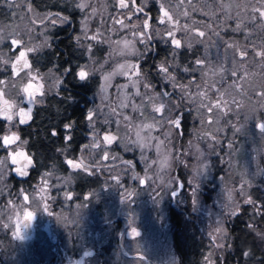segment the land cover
<instances>
[{
	"label": "rangeland",
	"instance_id": "rangeland-1",
	"mask_svg": "<svg viewBox=\"0 0 264 264\" xmlns=\"http://www.w3.org/2000/svg\"><path fill=\"white\" fill-rule=\"evenodd\" d=\"M60 1L62 4L59 6L66 10L79 11V33L76 37L79 36L80 40L77 41L75 38V41L78 47L85 52L84 64L101 69L91 78H98L100 87L102 83H105L102 79L103 75L115 73L107 82L109 101L113 107H117L119 113L131 117V120L130 122L120 120V116L117 115L110 117L113 123L108 125L103 123V118L97 121L96 130L101 135L117 134L118 137L117 141L107 146L109 155L107 161L101 159L102 149L91 147L93 129L88 122L89 141L73 159L78 162L80 158H83L86 164L94 168L93 174L81 171L90 178L92 185V189L88 191V194L92 193V195L88 200H85L87 194L79 195L73 192L76 170L69 166L70 170L66 175H60L56 170L50 172L52 175L49 180L50 188L47 190L50 197L48 199L41 200V196L45 193L38 191L43 174L34 184H28L25 188H21L18 184L17 191H14L18 182L16 179L20 180V177L15 176L11 171V162L6 159L7 150L0 148V160L6 161L5 165L0 166V173L3 174L0 189L4 193L0 195V264H77L78 261H82L83 264H179V258L173 246L172 226L169 218V207L171 204L175 205L174 199H178L179 203L186 207L189 202L195 211L201 213L209 235L212 238L215 237L213 240L218 246H225L228 236L227 216H232L229 208L232 206L244 208L247 205L243 204V199L249 195L258 204H264V133L260 132L255 118L247 122L241 133H234L232 128L233 124L236 126L243 124L245 117L254 111L258 117L264 111V96L260 95L264 92V62L249 54L247 63L240 65L233 59L232 49L226 47V44L235 43L242 48L244 43L239 42L236 36L243 26L249 27V24L260 22L258 16L253 21L251 9L260 7L264 0L258 1V5L252 7H249L248 0H192L191 5L188 0H184L183 8L175 7L177 0H136V5L144 6L146 13L150 3H153L158 10L161 2L166 3V6L172 5L181 24H188L190 28L194 27L206 34L202 38L203 43H198L190 33L178 32V38L191 42L193 46L179 49L175 55H173L172 46L168 43L172 50L170 60L172 67L169 71L180 85L189 89L183 97L181 90L173 89L164 76L157 71L160 83L168 84L170 87L168 92L173 93L171 97L162 98L166 109L170 101L171 105H175L172 109V114L175 115L181 96L194 111L193 121L191 120L193 124L191 123L188 137L184 140L183 152L186 161L183 168L188 174L189 181H192L195 168L205 163L209 165L207 172L196 179L200 187L195 204L192 189L186 193L189 198L187 195H180L179 189H177L178 195H172V189L177 185L173 173L176 145L179 140L177 129L155 119L162 114L153 113L150 101L141 102V98L134 95L136 89L130 83L129 77L120 74V65L139 64L140 71L143 73V82L151 85V91L164 92L159 90V81L156 83L145 73L143 65L150 53L151 41L153 39L162 42L167 40L163 36L165 25L158 24V18L155 22L150 21V31L154 36L147 43L148 51H145L144 43L133 41L138 53L129 55L125 51L122 54L123 45H118L116 42L125 39L133 40V32L137 30L135 25L143 22V19L138 18L141 14L131 15L129 13L131 19L125 20L128 27L121 28L112 23L113 18L120 14V10L116 7V0H91L92 6L96 8V15L88 22V34L91 35L98 31L104 37V42L97 43L85 38L82 31L85 13L76 7L78 0ZM8 3L9 0L0 3V37H3L0 40V56L14 55L9 42L10 39L16 38L17 34L33 44H43L47 38L48 44L51 45V34L56 27L72 23L71 18L67 16L69 22L63 25L58 24L53 27L41 24L40 19L46 15L57 13L61 16L66 15L58 11L35 10L32 0H12V7H8ZM29 6L30 12L27 10ZM193 8L196 10L193 11ZM184 10H188L187 17L182 15ZM9 16L11 19L8 18ZM238 24L240 25L239 30H237ZM89 44L92 45L91 53L86 51ZM49 48L51 46L44 47L39 54ZM99 49L102 51L101 57L98 56L97 50ZM184 52L187 56L193 54L195 60H206L208 66L216 71L209 72L207 76L201 71L185 72L184 68L191 69L194 65L192 62V67L189 66V62L181 63L180 58ZM33 60L34 58L32 63ZM221 66L223 71L218 70ZM233 70L237 71V77L230 75ZM36 71L44 76L46 94L43 97L37 96L38 102L34 105H29L19 95L23 81H20L19 77H14L7 66L0 71V80L5 82L3 85L5 98L15 100L16 104L25 111L31 106L32 118L35 109L44 105L49 96L58 94L63 86L57 88L56 79H64L63 73L56 69L47 71L36 69ZM241 72L245 73L243 78L239 75ZM176 74H180L181 77ZM236 81L239 82L238 85ZM143 82L139 85L142 94L148 91L144 89ZM49 85H51V90H48ZM124 85L127 87L124 88ZM198 85L208 86L207 102H215L218 98L217 93L212 90L214 86L215 89L223 92L225 100L231 102L235 99L240 106L226 114H217L215 110L212 113L204 112L199 106L201 98L195 94ZM99 87L90 97L92 108L101 103ZM189 93L193 95V99L187 98ZM121 101L129 106L119 108ZM133 101L138 106L136 111L132 108ZM108 111L109 109L105 108V112ZM18 119L17 117L12 122L14 125L12 130L16 132L21 126L17 123ZM206 119L212 123H205ZM117 120H120L119 126L115 123ZM151 123H155L156 127L151 130L142 128L143 124ZM137 132L140 138L151 147L141 149L133 142L137 139ZM211 135L216 136L215 142L210 139ZM161 141L163 143H160ZM229 143L233 144L232 149L228 147ZM157 144H159V152L156 150ZM23 147L27 150L26 144ZM200 153H203V156H200ZM143 157H147V160ZM66 159L69 158H64V161ZM125 161H131L135 166L129 168L123 163ZM96 164L100 167L96 168ZM133 173L145 177V183L140 184L133 180L131 178ZM116 174L120 175L121 184H116L110 179ZM245 181L248 182V186L241 195L240 185ZM21 189L30 196L29 206L24 209L23 213L25 221L28 212L33 213V219L30 221L28 237L16 239L12 235L14 226L5 228L3 225L8 223L7 217L11 215L7 201L22 202L18 195ZM126 190L134 192L131 201L124 200L127 195ZM229 191L232 193V201L227 199ZM65 192H71L73 198L66 199ZM259 197L261 201L256 200ZM172 200L174 202H171ZM45 205L48 211H44ZM130 219L133 221L132 226L140 232L139 237L130 235ZM218 227L222 231L216 232ZM86 252H90L91 255L85 256Z\"/></svg>",
	"mask_w": 264,
	"mask_h": 264
},
{
	"label": "snow or ice",
	"instance_id": "snow-or-ice-1",
	"mask_svg": "<svg viewBox=\"0 0 264 264\" xmlns=\"http://www.w3.org/2000/svg\"><path fill=\"white\" fill-rule=\"evenodd\" d=\"M0 3H4V0H0ZM189 5H191L192 0H188ZM184 0H177V5L175 7L183 8ZM12 0H9L8 7H12ZM76 7L85 13L84 19L82 21V31L84 32L85 38L90 41H95L97 43L104 42V37L101 32H93L89 35V28L88 22L91 17L96 15V8L92 6L91 0H78ZM116 7L120 10V14L113 18L112 23L115 25H119L121 28H127L128 25L125 23V20H130L131 15L141 14L143 15V22L139 25H135L136 31L133 32V40L118 41L116 42L118 45L122 44L123 47L121 49V53L123 54L125 51L129 55H136L138 50L135 48L133 41H139L140 43H144L146 45L145 51H148L147 43L152 39V31H150L151 25V17L146 13L144 6H137L136 0H116ZM29 12L31 11L30 6L27 9ZM90 10V11H86ZM127 10V11H125ZM195 11L196 9H192ZM159 12L160 16L158 18L157 23L160 25H165V31L163 36L167 38L166 42L169 43L173 48V55L176 54V51L182 48H191L193 44L191 42H187L186 40H182L181 38L177 37L178 32L182 33H190L198 43H203V39L205 37V32L202 30H198L196 28H190L188 24H181L177 14L174 12V6L169 5L166 6V3L161 2L159 4ZM252 19L255 21L257 16L259 21L264 24V3L261 4L258 8H252ZM131 13V15H129ZM188 10H184L182 15L184 17L188 16ZM123 17V18H121ZM69 22V18L67 16H61L60 14H49L40 19L41 24L51 25L55 27L56 25H63ZM240 25H237V30H239ZM218 35V33H217ZM3 37H0L2 40ZM77 41L80 40V37H76ZM249 44H252V47H239L235 43L233 44H226V47L231 48L233 51V59L238 61L240 65L247 63L249 59V52L252 53L253 57L259 58L260 60H264V49L258 50V46L253 44L252 41H248ZM9 46L11 51L14 53L13 56H8L4 54L0 56V71H3L5 66H7L12 75L14 77H19L20 81H23V86L19 89V95L23 97L29 105H34L37 103V96L43 97L46 94L45 88V79L36 69L33 67L32 59L35 58L37 54H39L44 47H50L51 45L48 44L47 38L43 44H33L30 40L19 36L17 34L16 38L10 39ZM88 53L92 51V45L89 44L86 48ZM142 55V54H141ZM94 63V62H93ZM194 67L184 68L185 72L188 71H201L205 76L209 72H214L216 69L208 66V62L204 59H196L193 62ZM120 74L129 77L130 83L136 89L134 95L141 98V102L144 100H148L151 102V107L153 113H160L162 114L160 117L155 118L164 123L170 125L172 128L179 130L182 123V114L177 112L175 115L172 114V109L175 105H171L169 101V106L166 109V104L163 102V97H171L173 95L172 92L164 91L162 93H154L151 91V85L147 82H143V73L140 71L139 64H131V65H120ZM101 69H98L94 66L89 64L78 65L75 69V78L82 82L86 83L91 77L95 76L97 72ZM219 71H223V67L221 66ZM157 71L164 76V79L168 81L173 89H180L181 95L183 97L184 93H188V87L184 85H180L177 81L175 76L170 73L169 66L167 62H161V64L157 65ZM73 72V69L70 67H66L64 70L63 75H67ZM115 73H109L107 75H103L102 79L105 83H102L99 87V95L101 103L96 105L94 108H90L85 113V119L89 122L90 127L93 129L92 132V148L102 149V156L101 159L107 161L109 159L107 146L113 144L117 141V134H103L101 135L96 130L97 121L103 118V123L108 125L113 123L110 119L111 116H120V120L129 121L131 117L127 115H122L117 111V107H113L111 101H109L108 97V88L107 82L109 81L110 77ZM231 76L237 77L238 73L236 70H233L230 73ZM240 77L243 78L245 73H239ZM143 82L144 89L148 90L145 91L143 94L140 91L139 85ZM238 85V81H236ZM5 82L0 80V107L3 108V111L0 112V119H3L7 122V131L4 133H0V148L6 149L8 152L7 160H10L12 169L11 171L14 173L15 176L20 177L21 179H26L29 177L31 170L36 166V161L34 160L33 156L29 154L27 150L23 147V145L27 144V140H21V137L18 132L13 131L12 128L14 125L12 122L17 117L19 118L17 123L20 125L28 123L31 119V112L32 107H28L27 111L24 108L19 107L15 100L5 98V92L3 85ZM64 84V80L57 78L55 81V85L57 88H60ZM124 88L127 85L123 86ZM48 90H51V85H49ZM212 90L217 93V100L215 102L209 103L208 101V86L200 87L197 86L196 95L201 98L200 108L203 109L204 112L212 113L214 110L217 114L220 113H230L236 108H238L239 102L233 99L231 102L224 99L223 92L219 89H215L212 86ZM261 96H264V92L260 93ZM188 99H193V95L189 93L187 96ZM71 99V97H69ZM129 105L121 101L118 105L119 108H127ZM105 108H108L109 111L105 112ZM133 111H136L138 106L135 102H132ZM166 113V114H165ZM255 118L257 120V127L259 128L261 133H264V111L261 112L259 117L256 115L255 111L245 117V122L240 126H236L235 124L232 125L234 129V133H241L244 129L245 125L250 119ZM120 120L115 121L116 125L119 126ZM205 123H212L209 120H205ZM156 127L155 123L151 124H143L142 128L153 129ZM73 128V122L68 121L63 124L64 130V140L65 142H69L72 139L71 130ZM107 131V130H106ZM52 136H57L59 133L57 130L53 129L50 133ZM210 139L212 141H216V136L211 135ZM137 144L138 147L141 149H146L151 147V145L145 143L141 138L139 132H137V139L133 141ZM160 143H163L162 141ZM103 145V148H102ZM87 147V146H86ZM228 147L230 149L233 148V144L229 143ZM156 150L159 152V144L156 145ZM199 151V150H198ZM200 156H203V153H200ZM147 160V157H143ZM115 159V157H113ZM5 160H0V166L5 165ZM65 163L73 170H80L87 174H93L94 168L91 165H88L84 162L83 158H80L78 162L74 161L73 159H66ZM127 165V167L132 168L135 165L132 164L131 161L123 162ZM166 163V161L164 162ZM96 168H99L100 165L96 164ZM151 167V164H149ZM209 165L202 164L199 167L194 169V176L193 180L189 181L190 184H194L195 186L192 189V196H193V203H197V191L200 187L199 183H196V179L199 176H203L207 170ZM50 172H45L41 177V183L38 188V191L41 193H45V195L41 196V200H45L50 198L47 194V190L50 188L49 180L51 177ZM133 180L138 181L140 184L145 183V177L140 176L139 174L133 173L132 177ZM110 179L114 180L116 184H121V178L119 174L112 175ZM150 179V178H149ZM0 180H3V174L0 173ZM248 186V182L245 181L240 185L241 195L244 194V189ZM184 185L177 183L176 188L172 189V195H178L177 189H183ZM127 195L124 197L125 201H131L132 196L134 195L133 191L126 190ZM3 190L0 189V195H3ZM19 197L21 198L22 202H17L15 200H8L7 207L11 212V215L7 217L8 223H5L3 226L5 228L14 226V231L12 235L16 239H24L25 236L22 234V228L27 227V222L25 221V217L23 215L24 209L29 206V194H25L24 190L21 189L18 193ZM92 193H89L85 196V200L89 199ZM64 196L66 199L71 200L73 198V194L71 192H65ZM34 199V196H33ZM227 199L229 201L233 200L231 191L227 194ZM244 205L253 206L254 211L257 214L264 215V206L258 204L253 198L249 196H245L243 199ZM80 207V205H77ZM240 207L239 206H232L229 208L230 215H239L240 214ZM44 211H48L47 205L44 206ZM51 215V213H49ZM33 219V213H27V221H31ZM129 224L131 225L130 235L132 237H139L140 232L135 226H132L133 221L130 219ZM250 228L253 225H249ZM216 232L222 231L221 228H217ZM256 235L259 236L261 239H264V233L256 232ZM215 238V237H213ZM85 256H90V252H86ZM244 255H249L248 252H244ZM77 264H83L82 261H78Z\"/></svg>",
	"mask_w": 264,
	"mask_h": 264
},
{
	"label": "trees",
	"instance_id": "trees-1",
	"mask_svg": "<svg viewBox=\"0 0 264 264\" xmlns=\"http://www.w3.org/2000/svg\"><path fill=\"white\" fill-rule=\"evenodd\" d=\"M258 1L262 0H248L249 7L258 5ZM32 2L35 10L58 11L71 18L72 21L66 26L56 27L51 34V48L35 56L33 66L41 71L56 69L61 73H64L66 67H70L73 72L64 75V84L58 94L49 96L44 105L35 109L29 124L18 130L21 140H27L26 149L36 161V166L31 170L27 180L16 179L18 182L14 191H17L16 188L19 185L25 188L28 184H34L45 172L56 170L60 175L68 173L70 169L64 158L75 159L82 147L89 141L88 121L85 119V113L92 108L90 97L96 93L100 82L98 78H91L86 83H82L75 78L76 67L83 65L86 61L84 50L79 48L75 41L79 33V11L75 9L74 12H70L59 6L62 4L60 0H32ZM158 12L156 6L150 3L147 14L151 16L152 22L159 18ZM139 17L143 19V15ZM8 18L11 19L10 16ZM236 39L244 43L242 48H251L252 44L248 43L250 40L258 46V50L264 49V24L254 22L249 24V27L243 26ZM97 51L98 56L101 57L102 51L100 49ZM171 52L166 41L153 39L150 53L143 65L145 73L156 83L159 81L158 86L161 91H169L170 87L158 80L157 65L167 62L171 68ZM249 54L252 53L249 52ZM194 57L193 54L187 56L184 52L180 58L181 63L189 62V66L192 67L191 62L195 60ZM176 75L181 77L180 74ZM177 112L182 114V123L180 129L177 130L179 140L176 145L173 173L176 184L184 185L183 189H179L180 195H187L186 193H189L188 191L193 187L189 184L188 174L183 168L186 161L183 151L184 140L188 137L191 123L193 124L191 120L193 121L194 111L180 96ZM68 121L73 122V128L71 130L72 139L66 143L63 124ZM6 125L7 122L0 119V133L7 131ZM53 129L59 133L57 136L50 134ZM73 187L74 193L88 195V191L92 189L90 178L80 170H76ZM256 200L261 201V198H256ZM174 201L175 205L171 204L169 207V218L172 226L173 246L179 258V264H264V239L256 235V232L264 233V215L257 214L253 206H245L240 210L239 215L227 216L226 245L218 246L205 229L203 215L195 211L189 202L186 207L182 206L178 199ZM250 224L253 225L252 228L249 227ZM244 252H248L249 255L245 256Z\"/></svg>",
	"mask_w": 264,
	"mask_h": 264
},
{
	"label": "water",
	"instance_id": "water-1",
	"mask_svg": "<svg viewBox=\"0 0 264 264\" xmlns=\"http://www.w3.org/2000/svg\"><path fill=\"white\" fill-rule=\"evenodd\" d=\"M0 111H3V108L1 107L0 108ZM27 222V227H23L22 228V234L25 236V237H27L28 236V234H29V222L28 221H26Z\"/></svg>",
	"mask_w": 264,
	"mask_h": 264
},
{
	"label": "flooded vegetation",
	"instance_id": "flooded-vegetation-1",
	"mask_svg": "<svg viewBox=\"0 0 264 264\" xmlns=\"http://www.w3.org/2000/svg\"><path fill=\"white\" fill-rule=\"evenodd\" d=\"M29 124V122L28 123H26V124H23V125H21L20 127H22V126H26V125H28ZM20 127H18V130L20 129ZM19 132V131H18ZM25 180H27V178L25 179ZM27 221V220H26ZM29 222V226H30V221H28ZM30 228V227H29ZM28 237V236H27ZM27 237H25V238H27Z\"/></svg>",
	"mask_w": 264,
	"mask_h": 264
}]
</instances>
